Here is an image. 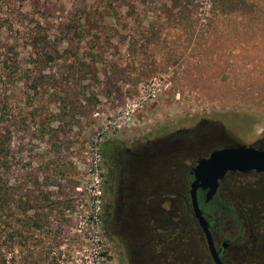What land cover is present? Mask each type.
<instances>
[{
  "label": "rangeland",
  "instance_id": "rangeland-1",
  "mask_svg": "<svg viewBox=\"0 0 264 264\" xmlns=\"http://www.w3.org/2000/svg\"><path fill=\"white\" fill-rule=\"evenodd\" d=\"M0 111V264H88L95 246L107 264H212L179 194L193 154L264 148V0H0ZM146 141L167 164L162 222L114 239L105 178ZM219 193L260 242L231 255L264 264V174ZM238 229L217 233L238 246Z\"/></svg>",
  "mask_w": 264,
  "mask_h": 264
},
{
  "label": "flooded vegetation",
  "instance_id": "flooded-vegetation-1",
  "mask_svg": "<svg viewBox=\"0 0 264 264\" xmlns=\"http://www.w3.org/2000/svg\"><path fill=\"white\" fill-rule=\"evenodd\" d=\"M176 133L187 134L189 133V129L176 131ZM161 148L162 147L160 145L151 143L149 141H146L145 146H142L141 148L140 146H134L133 148L124 147V155H119L115 160V164L111 166L114 173L117 174V180H110L106 175L105 183L107 187L109 188L113 184L115 185L113 191L115 198L112 201V209H110L108 199H103L101 220L106 232L111 231L114 239H117L118 236H120V238L123 237V234H125L123 230L125 222L131 218H134V220L132 221L133 226L137 229L142 228L141 231L143 230L147 232V240L151 242V234L154 232L153 228L159 226L158 222H162V213H160L159 208L163 207L164 202L168 200V197L164 196L165 183L163 181L164 177H166L164 175L168 171L164 170L165 167L167 168V164L165 166L163 154L158 153ZM140 149H145L150 154L148 155L146 154L147 152L144 153ZM213 149H209L207 152L202 154H193L192 156L193 160L187 172L185 173L184 182L182 185V193L179 194L182 202L188 208H190V204L189 199L186 195L188 184L192 179L191 168L198 158L206 156ZM251 172L264 174V172L255 171H248L244 173ZM232 174H243V172H226L225 175L218 181V185L214 194L207 200L205 199V190L197 189L196 195L198 194V206L201 209L204 218L208 222V228L211 234L212 242L220 260L224 264H244L242 263L243 258H241L240 256L241 253L239 254L240 257H238V255H231L230 249L240 247L243 250V255H253V258L257 257L256 255H254V251L256 248H259L260 242L257 241V236L253 235L252 227L248 223V221L251 219L250 214H239L234 208L239 217V220L228 218L227 215L222 216L221 219L223 220H221L216 216L219 209L223 210L226 207V204L223 202V198L219 193L220 188L223 181ZM132 210L133 214H131ZM243 210L244 209H241V211ZM186 214L190 217L194 226L200 231L192 213L191 215H189L188 213ZM224 222H235L238 224V227L243 234V240L241 244L235 246L233 245L234 243L232 241L229 242L224 238L222 234L217 233L220 226H222ZM245 225L247 228H249L248 230L253 236L252 239H248L247 237H245V232H243V227ZM235 258H237L238 261L236 260V262H233L234 260L232 259ZM210 262L213 264L211 259Z\"/></svg>",
  "mask_w": 264,
  "mask_h": 264
},
{
  "label": "water",
  "instance_id": "water-1",
  "mask_svg": "<svg viewBox=\"0 0 264 264\" xmlns=\"http://www.w3.org/2000/svg\"><path fill=\"white\" fill-rule=\"evenodd\" d=\"M264 172V148L234 142L211 150L196 160L191 168L192 179L188 184L191 213L202 233L207 252L213 264H224L214 248L208 222L198 206L196 191L205 190V199L216 191L218 181L226 172Z\"/></svg>",
  "mask_w": 264,
  "mask_h": 264
},
{
  "label": "trees",
  "instance_id": "trees-1",
  "mask_svg": "<svg viewBox=\"0 0 264 264\" xmlns=\"http://www.w3.org/2000/svg\"><path fill=\"white\" fill-rule=\"evenodd\" d=\"M45 57L48 59V60H50L51 59V54H46L45 55ZM31 87L33 88V89H35V86L34 85H31ZM72 109H74V108H72ZM2 113H1V111H0V115H1ZM0 118H1V116H0ZM2 136H1V132H0V159L2 158V156H3V154L6 152V150H5V145H4V142H3V140H2V138H1ZM2 182V178H1V176H0V187L2 188V186H3V184L1 183ZM187 197H188V194L186 195ZM197 196V199H198V194L196 195ZM188 202V201H187ZM186 213H188L189 215H191V210H190V208H188V207H186V211H185ZM225 215H227V217L228 218H232L233 220H239V217H238V215H237V213H236V211H235V209H234V207H232V206H227L226 205V207H225V209H223V210H218V213H217V218L218 219H221V217L222 216H225ZM221 220H223V219H221ZM242 220V219H241ZM243 221V220H242ZM249 228H247L246 227V225L243 227V232H245L244 233V235H245V237H247L248 239H252V234L250 233V231L248 230ZM254 235V234H253Z\"/></svg>",
  "mask_w": 264,
  "mask_h": 264
},
{
  "label": "built area",
  "instance_id": "built-area-1",
  "mask_svg": "<svg viewBox=\"0 0 264 264\" xmlns=\"http://www.w3.org/2000/svg\"><path fill=\"white\" fill-rule=\"evenodd\" d=\"M91 204L95 207L98 208V203H99V191L94 190L91 192ZM94 216V215H93ZM94 253H93V258L91 261H88V264H107V260L103 254L99 251L98 246L94 247Z\"/></svg>",
  "mask_w": 264,
  "mask_h": 264
}]
</instances>
